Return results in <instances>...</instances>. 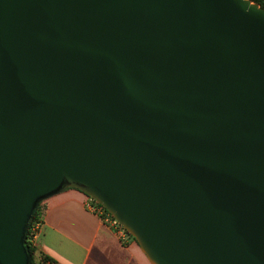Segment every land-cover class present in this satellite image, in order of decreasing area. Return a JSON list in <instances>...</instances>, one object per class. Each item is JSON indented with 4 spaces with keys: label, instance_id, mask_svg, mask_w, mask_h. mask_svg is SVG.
<instances>
[{
    "label": "water",
    "instance_id": "water-1",
    "mask_svg": "<svg viewBox=\"0 0 264 264\" xmlns=\"http://www.w3.org/2000/svg\"><path fill=\"white\" fill-rule=\"evenodd\" d=\"M68 187L151 264H264V8L0 0V264Z\"/></svg>",
    "mask_w": 264,
    "mask_h": 264
},
{
    "label": "crops",
    "instance_id": "crops-1",
    "mask_svg": "<svg viewBox=\"0 0 264 264\" xmlns=\"http://www.w3.org/2000/svg\"><path fill=\"white\" fill-rule=\"evenodd\" d=\"M35 264H151L138 243L120 238L88 207V196L72 187L40 202ZM46 256L51 261L41 262Z\"/></svg>",
    "mask_w": 264,
    "mask_h": 264
},
{
    "label": "built area",
    "instance_id": "built-area-1",
    "mask_svg": "<svg viewBox=\"0 0 264 264\" xmlns=\"http://www.w3.org/2000/svg\"><path fill=\"white\" fill-rule=\"evenodd\" d=\"M264 2V0H259ZM254 2V1H251ZM256 3V2H254ZM259 5V3H256ZM88 207L92 212H94L104 223L109 225L114 232L122 239L126 238L127 232L121 226V224L110 214L108 213L99 203H97L91 197H88ZM40 221H35L29 225V238L28 240L33 244L34 237L40 228Z\"/></svg>",
    "mask_w": 264,
    "mask_h": 264
},
{
    "label": "trees",
    "instance_id": "trees-1",
    "mask_svg": "<svg viewBox=\"0 0 264 264\" xmlns=\"http://www.w3.org/2000/svg\"><path fill=\"white\" fill-rule=\"evenodd\" d=\"M251 1H254L256 3H259V6L263 7L264 8V2H261L259 0H251ZM41 208H40V203L38 204V206L36 207V210L32 216V219H31V223L35 222V221H40L41 219ZM129 236H131L129 233H127ZM132 237V236H131ZM29 238V230L27 231V236H26V247L30 253V256H31V264H35V259H34V255H35V252H36V248L35 246L28 240ZM133 238V237H132ZM134 239V238H133ZM135 240V239H134ZM41 262H45V261H51L50 258L46 257V256H42L41 258Z\"/></svg>",
    "mask_w": 264,
    "mask_h": 264
}]
</instances>
